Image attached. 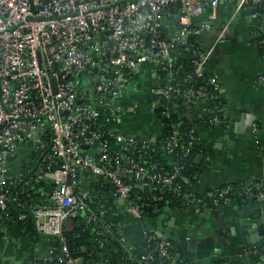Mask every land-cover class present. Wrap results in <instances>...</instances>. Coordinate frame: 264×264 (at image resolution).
<instances>
[{"label":"built area","instance_id":"obj_1","mask_svg":"<svg viewBox=\"0 0 264 264\" xmlns=\"http://www.w3.org/2000/svg\"><path fill=\"white\" fill-rule=\"evenodd\" d=\"M221 2L255 6L253 19H264V0H0V211L8 212L16 185L31 199L46 183L45 202L29 209L39 235L60 238L59 264L91 262L73 257L64 235L82 214H88V224L100 225L118 241L119 229L107 222V196L122 202L142 223L147 219L143 208L154 209L169 191L191 198L179 207L196 215L231 203L232 193L242 202L264 201L262 180L242 182L240 193L232 187L198 193L197 182L184 172L198 146V126L230 124L222 104L224 89L218 77L205 70L207 56L197 45L210 25L195 23ZM174 10L179 27L171 32L165 20ZM253 40L264 60V37L254 31ZM178 50L195 55L193 71H182ZM144 68L157 84L148 87L147 102L139 104L129 89ZM257 83L264 85V74ZM142 107L159 120L169 119L179 108L185 111L191 124L187 143L177 130L163 140L125 134L119 124L137 116ZM193 116L201 122L194 124ZM252 135L264 152V123H254ZM21 147L29 152L28 164L12 172L9 162ZM157 157L174 162L172 170L159 166ZM84 180L96 188L84 190ZM26 218L22 213L18 221ZM142 237L143 252L127 257L132 264H176L170 241L146 229ZM47 255L51 260L53 251Z\"/></svg>","mask_w":264,"mask_h":264},{"label":"crops","instance_id":"obj_2","mask_svg":"<svg viewBox=\"0 0 264 264\" xmlns=\"http://www.w3.org/2000/svg\"><path fill=\"white\" fill-rule=\"evenodd\" d=\"M251 7L238 8L234 2H221L207 8L195 21L197 25L203 22L210 25L208 33L200 37L199 46L207 56L205 70L215 74L224 89L222 104L230 119V124L225 127L197 128L201 151L195 157L196 165L201 166L196 185L198 193L248 179L262 180L264 186V152L258 150L251 130L254 123H264V85L257 83V79L264 74V60L253 42L254 31L264 36V19L258 24L253 19L256 9ZM173 12L174 16L165 20V26L171 32L179 27L175 10ZM152 84L157 82L144 68L136 82L131 84L135 87L129 89L131 99L139 104L146 103L149 98L147 89ZM135 92L146 101H135L132 98ZM149 116L150 127L147 130L142 129L139 114L138 121L127 116L119 124L120 128L126 133L160 140L163 135L161 121ZM28 158L29 152L21 147L18 156L9 162L10 171L23 169L28 164ZM90 186L92 182H82L84 190ZM105 200L108 204L107 219L120 231L118 241L108 242L105 249L109 247L117 252L120 248L125 256L141 254L144 250L142 235L146 229L155 235H163L165 240L180 249L182 263L215 264L219 258L224 260V264H257L260 261L257 245L264 246V238H259L256 245H248L240 227L241 220L264 219V201L244 206L234 199L204 215L193 214L179 206L162 207L158 204L160 213H153L142 223L126 212L122 202H115L109 196ZM44 202L43 196L37 203ZM191 240H196L194 250L189 247ZM243 246L246 249H241ZM49 250L47 240L36 242L16 225L10 228L0 224V264H10L5 262L6 257H14L15 264L38 260L47 262ZM250 251L256 254L248 257Z\"/></svg>","mask_w":264,"mask_h":264},{"label":"trees","instance_id":"obj_3","mask_svg":"<svg viewBox=\"0 0 264 264\" xmlns=\"http://www.w3.org/2000/svg\"><path fill=\"white\" fill-rule=\"evenodd\" d=\"M257 12H263L260 9L257 10ZM263 21V20H262ZM262 38L264 37L262 34H260ZM195 43V39L193 40ZM255 43V40H253ZM197 47V46H196ZM259 49V48H258ZM260 50V49H259ZM260 55L262 56V51L260 50ZM177 56L179 57V64L182 65V71L185 72H191L193 71V63L196 60L195 55L190 50H178ZM193 123H200L201 120L197 119L196 116H193ZM160 121L162 122L163 126V135L161 139L163 140L165 138V135L171 134L173 131L178 132L179 136L182 138V140L185 141V144L187 143V133L190 131L191 124L189 123V120L185 116V111H183L181 108H179V111L177 114L172 115L169 119L161 118ZM183 122V126H179V123ZM179 126V127H178ZM179 152H181V149H179ZM200 148L199 145L196 146L193 152V156H191L185 165L184 172L186 174V177L192 182L196 183L197 179L201 172V166L196 165L195 163V157L197 154H199ZM156 161L158 162L159 166L164 167L166 172H170L174 166V162L172 163L170 160L161 159L160 157L156 158ZM253 181V180H252ZM258 180H254V184L257 183ZM243 182V181H242ZM238 182L235 184H232L230 186H224V187H232L234 191H238L240 193L241 190V183ZM92 184V188H96V185ZM22 185L18 184L16 185L10 192V202L8 203L9 210L8 212H1L0 211V224L4 226H8L12 228L14 225L17 226L19 230L24 232V235L28 236L32 240L38 242L39 239L47 240V244L50 248V250L53 251L52 259L44 262V263H38L36 264H59L57 261V257L60 254L61 251V240L60 238H54V237H44L37 233L35 228V223L33 220V214L32 211L29 209V205L36 204L38 201H40V198H43L45 192L48 189V186L46 183H42L39 185V191L36 194H33L31 199H28L24 196V194L19 193L21 191ZM38 187V186H37ZM260 191V188L258 186L254 185V192L258 193ZM183 193H186V187H183ZM17 196V200L14 201V197ZM231 199H236L241 205L248 206L250 204H257L259 203L258 198H254L250 203L249 202H242L241 196L238 194L232 193L230 195ZM164 200L161 202V206H179L182 202H190L191 198H183V197H177V193L175 191H169L164 195ZM26 206V207H24ZM144 215L146 218L149 216H153V208L144 207ZM193 210H191L192 212ZM26 214L27 218L25 221H18V216L20 214ZM8 215V216H7ZM87 217L88 214H82L78 216L74 220V226L71 231H67L64 233L65 237L67 238L68 244L70 246L72 256L73 257H81L86 262L87 261H95V263L100 262L101 260H104L105 258L109 261V264H132L128 259V255H123L120 248L117 252L114 250H111L109 247H106L108 242H113L114 239L109 236L107 233H103V230L101 229L100 225H92L87 223ZM8 218V220L6 219ZM107 222H109L107 220ZM112 229L115 230L113 227ZM159 242L160 239H157ZM177 247H174V249L171 250L173 254V258L176 261V264H192L191 262H185L182 263L181 260L183 258L181 255V252L179 251ZM181 256H178V255ZM177 257H179V261L177 260ZM135 264H142V263H135ZM150 264H171L169 261H165L160 263L159 260H156L155 262H151ZM215 264H224L223 259H217Z\"/></svg>","mask_w":264,"mask_h":264},{"label":"water","instance_id":"obj_4","mask_svg":"<svg viewBox=\"0 0 264 264\" xmlns=\"http://www.w3.org/2000/svg\"><path fill=\"white\" fill-rule=\"evenodd\" d=\"M252 9L255 8V6H252L251 7ZM179 26V25H178ZM208 33V32H206ZM201 41V39H200ZM197 45H200V42L197 43ZM133 59L136 61L137 60V56L135 54H133ZM140 64L137 65L136 67V71L138 72L139 71V68H140ZM251 130H252V126H251ZM126 134V132H124ZM84 149H87V147H83ZM51 178H54V175H50ZM145 191H146V194L148 192V187L145 188ZM230 205V204H229ZM155 212H154V215H158L160 213L159 211V205H156L155 206ZM217 213V212H215ZM211 217V215H210ZM254 218V217H253ZM240 230H241V234L247 238V244L248 245H256L257 243V240L259 238H264V219L263 218H260L256 221H253V220H250L249 222L248 221H244V220H241V227H240ZM159 237H161L163 240H165L166 238L163 236V235H160V234H157ZM196 243V240H191L189 242V247L190 249H195V244ZM257 248H259V254L257 256H260V261L257 263V264H262V260L264 261V246L261 245H257ZM241 249H246V247H241ZM256 254V252H252L250 251L247 255L248 257H252L253 254ZM38 257V256H37ZM179 257H177V260L179 261ZM5 262H9L10 264H15L16 261H15V258L14 257H6L4 258ZM39 263H43L44 260H38Z\"/></svg>","mask_w":264,"mask_h":264},{"label":"rangeland","instance_id":"obj_5","mask_svg":"<svg viewBox=\"0 0 264 264\" xmlns=\"http://www.w3.org/2000/svg\"><path fill=\"white\" fill-rule=\"evenodd\" d=\"M130 89L132 90V89H135V87L133 86V85H131L130 86ZM133 97V99L135 100V101H138V102H143V101H146V98H143V97H139L138 95H137V93L135 92V94L134 95H132ZM146 109H143L140 113H139V117H141V125H142V129H144V130H147V129H149V127H150V123L148 122V120L150 119V116H149V114L145 111ZM135 117V121H138L139 120V118L137 117V116H133L132 118H134ZM131 118V119H132ZM133 121H134V119H132Z\"/></svg>","mask_w":264,"mask_h":264}]
</instances>
